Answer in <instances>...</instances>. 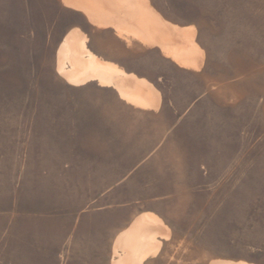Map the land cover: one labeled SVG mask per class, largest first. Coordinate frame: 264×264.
Segmentation results:
<instances>
[{
    "label": "rangeland",
    "instance_id": "rangeland-1",
    "mask_svg": "<svg viewBox=\"0 0 264 264\" xmlns=\"http://www.w3.org/2000/svg\"><path fill=\"white\" fill-rule=\"evenodd\" d=\"M63 1L0 0V264H112L145 213L170 236L143 264H264V0H149L197 67ZM75 28L158 107L70 84L58 52Z\"/></svg>",
    "mask_w": 264,
    "mask_h": 264
},
{
    "label": "bare ground",
    "instance_id": "bare-ground-1",
    "mask_svg": "<svg viewBox=\"0 0 264 264\" xmlns=\"http://www.w3.org/2000/svg\"><path fill=\"white\" fill-rule=\"evenodd\" d=\"M63 2L82 9L100 26L115 25L116 21L120 20L114 17L120 18L128 29L131 27L134 29L129 30V33H133V36L148 46H159L179 65L184 67L198 65L200 53L193 46L192 35L187 30H181L166 21L149 0L133 2L98 0L85 2L83 5L73 4L71 0ZM105 14L112 17L105 18ZM116 28L118 31L124 30L120 22ZM58 71L75 86L86 85L92 81H97L102 86H113L122 98L138 107L157 108L160 103V93L151 82L125 72L117 64L95 54L88 46L87 35L78 28L71 30L62 41L58 52ZM169 236V227L157 215L142 214L118 236L114 245L112 264H143L150 255L158 251L159 238ZM211 264L247 263L217 260Z\"/></svg>",
    "mask_w": 264,
    "mask_h": 264
},
{
    "label": "crops",
    "instance_id": "crops-1",
    "mask_svg": "<svg viewBox=\"0 0 264 264\" xmlns=\"http://www.w3.org/2000/svg\"><path fill=\"white\" fill-rule=\"evenodd\" d=\"M71 1H73V4H78V5H83V4H85V2H97L98 0H71ZM99 1H103V0H99ZM65 5H66V3H64ZM68 6H70V7H72L71 6V4H67ZM72 8H74V7H72ZM76 9V8H75ZM77 9H79V8H77ZM80 10H82V9H80ZM83 11V10H82ZM84 12V11H83ZM90 19V18H89ZM91 20V19H90ZM92 21V20H91ZM93 22V21H92Z\"/></svg>",
    "mask_w": 264,
    "mask_h": 264
}]
</instances>
